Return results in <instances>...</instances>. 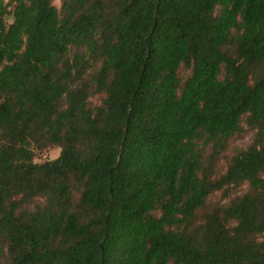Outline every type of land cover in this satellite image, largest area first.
<instances>
[{"label":"trees","instance_id":"obj_1","mask_svg":"<svg viewBox=\"0 0 264 264\" xmlns=\"http://www.w3.org/2000/svg\"><path fill=\"white\" fill-rule=\"evenodd\" d=\"M0 264H264V0H0Z\"/></svg>","mask_w":264,"mask_h":264},{"label":"rangeland","instance_id":"obj_2","mask_svg":"<svg viewBox=\"0 0 264 264\" xmlns=\"http://www.w3.org/2000/svg\"><path fill=\"white\" fill-rule=\"evenodd\" d=\"M61 2L62 0H53L54 5H56L58 8H60ZM9 22H10V19H9ZM93 101H96V99H93ZM251 138H252V133L249 132L244 138L234 140L232 142V147L233 146L247 147L251 142ZM60 152H61V149L59 147L49 148L47 150L37 152L35 160L36 162H44L46 160H52V159L57 158L60 155ZM231 153H232V150L228 152L229 155ZM221 164L226 166V162L224 160L222 161Z\"/></svg>","mask_w":264,"mask_h":264}]
</instances>
